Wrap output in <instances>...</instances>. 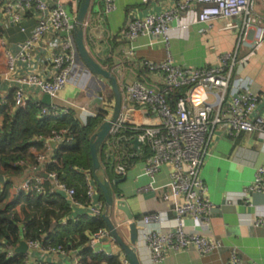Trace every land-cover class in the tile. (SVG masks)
I'll return each mask as SVG.
<instances>
[{"label": "crops", "instance_id": "0c3cea01", "mask_svg": "<svg viewBox=\"0 0 264 264\" xmlns=\"http://www.w3.org/2000/svg\"><path fill=\"white\" fill-rule=\"evenodd\" d=\"M13 1L15 0L0 2V38L4 40V48L0 47V95L7 96L12 94L15 88V79L28 73L30 69L43 79H51L54 74L50 63L51 58L60 51L64 37L62 33L45 34L33 46L30 60L18 61L15 73L12 76H3L4 50L16 54L18 45L30 37L40 17L39 13L31 11L23 16L20 23L12 22L9 16L4 15L3 7ZM80 1L63 0L65 9L73 22L76 19ZM178 1L180 0H115L116 8L110 13H104V0L90 2L85 19L87 23L84 28L85 45L95 61L116 76L122 95L121 115L125 117L123 130L134 132L133 137L137 135L138 129L157 126L159 117L157 114L147 113L146 105L131 102L124 88L138 81L154 91L161 90L163 87L161 76L148 73L142 67V63L144 61L160 63L166 59L167 53L175 65L190 69L211 67L217 63L221 54L233 53L235 50L237 60L253 53L241 71L235 73V78L248 79L250 90L264 98V45L254 48L253 31L246 41L247 44H239L240 18L231 21H214L209 26L193 23L194 12L184 13L182 22H190V25L186 29H180L174 23L169 33L168 47L160 39L150 36H142L134 41H128L122 37L123 30L130 21L150 14H159ZM128 51H132V55H128ZM109 90L107 81L93 75L76 53L67 84L51 101L59 113L65 114L68 110H73L78 120L84 124L89 118L97 116L100 111L106 113L104 120L108 116L111 117L114 102L108 97ZM25 93L31 101L39 102L43 95L39 89L32 87L26 88ZM102 96L107 102L102 103L99 100ZM263 111L264 109L260 107L256 114H261ZM124 150L126 155L133 153L135 155L134 160L125 166V173L123 175L116 173L115 168L119 157L116 152L106 148L99 180L109 182L114 199L129 203L136 219L139 220L148 213L159 212L167 217L164 227H172L174 217L173 212L170 211L172 202L162 200L163 192L170 179L168 167L162 166L155 176L156 190L140 191L141 187L149 182L143 175V164L148 156V149L141 144L138 150H135L128 142ZM122 156L125 165L128 159L125 155ZM105 164H108L109 169L105 167ZM111 165H113L112 170ZM263 165L264 136L262 134L255 132L229 136L225 134L223 128L215 129L209 145V155L200 173L214 208L210 212L209 221L193 222L186 218L184 224L186 231L213 238L222 244V248L218 252L204 256L199 255L194 248L169 252L158 264H224L229 260L232 249L244 263L264 264V228L253 226L254 219L264 217V193L245 191L253 180L255 169ZM41 174H43L42 170L27 169L20 176L10 178L3 176L4 184L0 183V185L6 184L7 189L5 195L0 198V205L8 204L13 199L11 190L13 185L20 183L29 175ZM93 185L96 189L94 201L104 200L102 192L96 187L95 180ZM2 190L3 188L0 189V196ZM23 205L21 202L15 207L22 220ZM71 211V219L84 215L91 216L87 206L84 205L71 208ZM109 214L124 240L128 241L129 222L124 214L114 207ZM85 235L89 241L92 233L86 231ZM100 250L104 255L110 254L118 258L123 256L121 248L113 239H104L97 243L93 252ZM136 251L141 264H151L143 246ZM28 255L30 263L41 259V253L36 250L29 251ZM73 258V254L42 257L45 264H74Z\"/></svg>", "mask_w": 264, "mask_h": 264}, {"label": "built area", "instance_id": "2783aa9c", "mask_svg": "<svg viewBox=\"0 0 264 264\" xmlns=\"http://www.w3.org/2000/svg\"><path fill=\"white\" fill-rule=\"evenodd\" d=\"M254 1L180 0L159 14H150L130 21L123 30L122 37L128 41H134L142 36H150L160 39L168 47L172 25L175 23L176 27L186 29L190 22L183 23L182 15L194 12L193 23L209 26L214 21H231L240 18L239 44H247L246 41L253 31V45L257 49L264 45V13L255 9ZM261 2L264 8V0ZM115 8V0H104V13H110ZM29 11H36L40 17L30 37L18 45L16 54L4 50L5 72L3 76H12L16 71L18 61H29L33 46L45 34L49 32L67 34L62 38L60 51L51 58L50 63L54 74L50 80L39 77L32 69L15 79V88L12 92L15 106L25 107L31 102L38 109V117L42 118L57 114V107L52 102L50 106H44L39 101H31L25 89L37 88L43 94L49 95L52 100L65 87L77 53L73 39L75 20L71 21L63 0H15L3 7L4 15L9 16L14 23H20ZM86 25L85 22L84 28ZM0 47L4 48L2 38H0ZM127 54L132 55V51H128ZM252 54L237 60L235 50L233 53L221 54L217 63L211 67L190 69L175 65L167 53L166 59L160 63L151 61L142 63V67L148 73L161 76L163 83L161 90L154 91L138 81L124 88L131 102L146 105L147 113H154L159 117L157 126L138 129L136 135L140 145H145L148 149V156L143 164V175L148 178L149 182L141 187L140 191L156 190L155 176L162 166L169 169L170 179L163 192L162 200L172 202L170 207V211L174 214L172 227H164L163 224L167 221V217L159 212L145 214L135 221L137 240L134 249L139 251L143 246L151 264L161 263L169 252L194 248L199 255L204 256L218 252L222 248V244L213 238L186 231L184 219L189 218L193 222H207L214 208L208 197V189L200 175L204 161L209 155V145L214 130L223 128L225 134L229 136L255 132L264 136V111L256 114L264 98L250 90L248 79L235 78V73L241 71ZM182 88L185 90L179 91ZM7 98V95H0V108L8 103ZM99 100L102 103L107 102L103 96ZM81 110L84 109L81 108ZM110 118L108 116L104 121H109ZM2 119L0 113V132ZM124 125L125 117L120 113L109 136L114 138L123 130ZM67 134V130L52 131L50 136L37 138L43 143V150L32 149L34 165H27L26 170H42L43 174L29 175L20 183L13 185L11 187L13 199L10 202L21 195L43 194V183L45 179H48L52 185L49 193L62 195L70 208L82 207V204L75 199L73 188L61 182L57 173L45 172V167L52 162V148L71 140ZM110 149L119 157L115 171L118 175H123L126 170L122 162L123 156L119 154L117 146L113 145ZM122 155L127 156V159L135 157L134 153L126 155L124 151ZM17 164L25 165L23 162H17ZM84 175L86 196L89 199L87 208L92 217L101 220L105 211L104 200L94 201L96 189L93 185V174L88 171L84 172ZM4 186L0 185L1 189ZM245 191L264 193V165L255 169L253 180ZM253 226L264 228V217L254 219ZM21 231L23 235V230ZM104 239L112 238L107 228H100L91 235L86 247L95 251L97 243ZM24 242L28 249L27 254L24 255L26 264H45L42 259L44 256L69 254L74 255V264H82L80 261L82 250L74 249L70 247L71 245L48 244L43 246L40 241L24 240ZM18 245L13 248L0 239V251L4 252L7 258L20 255L16 252ZM139 245L141 246L138 248ZM34 250L41 253V259L30 263L28 252ZM96 253H102V251ZM119 264H128L124 255L119 257ZM224 264L248 263H244L232 249L229 260Z\"/></svg>", "mask_w": 264, "mask_h": 264}, {"label": "trees", "instance_id": "16d2710c", "mask_svg": "<svg viewBox=\"0 0 264 264\" xmlns=\"http://www.w3.org/2000/svg\"><path fill=\"white\" fill-rule=\"evenodd\" d=\"M108 97L113 101L111 89ZM7 99L8 103L0 108L3 118L0 132V176L10 178L23 174L27 165H34L32 149L43 150V143L37 138L50 136L52 131L67 130V136L71 140L52 148V162L45 167V172L57 173L61 182L75 190V199L88 206L84 172L92 171L89 145L92 136L104 123L106 113L100 111L84 124L78 120L73 110L39 118L38 109L31 102L18 108L13 101V93ZM134 135V132L121 130L114 138L109 136L100 148V163H103L105 149L113 145L118 147L122 156L125 145ZM133 160L134 158L128 159L125 166ZM17 162L25 165H18ZM122 162L124 163V159ZM105 167L108 168V164ZM51 187L49 180L45 179L43 194L21 195L13 202L0 205V239L13 248L24 240L40 241L43 246L71 245L74 249L82 250V264H119L118 257L95 253L86 247L88 239L85 232L93 234L100 228H106L104 220L85 215L71 219L69 204L62 195L49 193ZM6 189L5 184L0 198L5 195ZM21 202L24 204L21 209L23 220L15 210ZM0 264H26L25 256L7 258L0 251Z\"/></svg>", "mask_w": 264, "mask_h": 264}, {"label": "water", "instance_id": "95a60500", "mask_svg": "<svg viewBox=\"0 0 264 264\" xmlns=\"http://www.w3.org/2000/svg\"><path fill=\"white\" fill-rule=\"evenodd\" d=\"M91 0H81L78 6L77 16L74 23L73 28V39L76 47V52L79 58L81 59L84 66L95 76L101 77L105 81H107L112 94H113V111L109 121H104V123L100 126L99 130L92 136L89 150L92 159V174L95 180L97 187L103 194L104 197V204H105V211L103 213V220L105 222L106 228L117 245L121 248L123 255L125 256L128 264H141L140 259L137 255L136 250L134 249V245L136 244L137 240V227L135 221L137 220L136 217L132 214V210L130 205L127 201L124 200H115L113 197V191L110 187L109 182L107 181H100L97 177V171L101 168V163L99 160V152L102 145L105 144L106 140L109 137L110 130L113 124L118 119L121 110H122V95L119 89V84L117 81L116 76L109 70L101 67V65L95 61V59L90 55L88 52L85 41H84V23L85 19L90 7ZM63 36H66V33H62ZM41 104L44 106L51 105V98L47 94H43L40 100ZM262 107L264 109V100L259 105L258 109ZM257 109V110H258ZM129 143L133 146V149L138 150L140 146V142L138 137H133ZM53 146V145H52ZM111 156V155H110ZM113 165H111V170ZM119 182V181H117ZM0 183L4 184L3 176H0ZM117 209L118 211L122 212L125 218L128 220V234L129 240L125 241L124 238L121 236L119 230L111 221L109 211L112 208ZM27 245L24 241H21L16 249V252L20 255L27 254Z\"/></svg>", "mask_w": 264, "mask_h": 264}, {"label": "rangeland", "instance_id": "374dc122", "mask_svg": "<svg viewBox=\"0 0 264 264\" xmlns=\"http://www.w3.org/2000/svg\"><path fill=\"white\" fill-rule=\"evenodd\" d=\"M263 5H262V2H261V0H255L254 1V7H255V9L256 10H258V12H260V13H264V8L262 7ZM183 90H185V88H182V89H180L179 91H183ZM101 166H103L102 165V162H101ZM97 177L98 176H100L101 174H102V167L97 171ZM120 232V231H119ZM120 234H121V236L123 237V235H122V233L120 232Z\"/></svg>", "mask_w": 264, "mask_h": 264}]
</instances>
